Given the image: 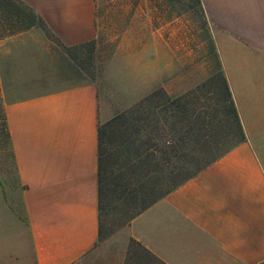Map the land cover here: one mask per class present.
I'll list each match as a JSON object with an SVG mask.
<instances>
[{
    "label": "crops",
    "instance_id": "crops-1",
    "mask_svg": "<svg viewBox=\"0 0 264 264\" xmlns=\"http://www.w3.org/2000/svg\"><path fill=\"white\" fill-rule=\"evenodd\" d=\"M19 1L44 27L0 35L4 147L16 184L0 171V264H19L24 247L30 264H86L99 240L97 126L112 113L91 80L44 85L53 49L96 37V3ZM199 1L243 140L134 215L100 264H125L130 240L163 264L264 260V0ZM145 28L151 53L135 64L153 82L171 62L157 61L155 31Z\"/></svg>",
    "mask_w": 264,
    "mask_h": 264
},
{
    "label": "rangeland",
    "instance_id": "rangeland-1",
    "mask_svg": "<svg viewBox=\"0 0 264 264\" xmlns=\"http://www.w3.org/2000/svg\"><path fill=\"white\" fill-rule=\"evenodd\" d=\"M95 3L96 46L91 57L85 48L72 51L53 49L51 62H46L45 67L50 68L52 77H46L45 88L91 80L99 89L102 105L112 115H128L146 94L156 88H162L169 97L177 96L199 85L214 71L209 26L206 20L202 22L195 7L186 6L185 0H95ZM0 18H5L13 27L20 24L1 6ZM146 24L155 31L157 61L165 56L164 59L171 62L163 73L157 72L153 82L147 80V66L140 69L135 64L137 59L146 58L151 53L148 48L152 47V39L147 37ZM135 43L143 46L140 54L135 50ZM209 85L204 86V96L200 93L199 100L202 104L205 101L206 105H214L213 109L206 110L219 120L215 130H227L228 122L224 121L223 110L219 107L218 93ZM114 136L111 143L104 140L102 147L119 152L118 161L121 163L130 153L128 139L126 141L122 127H118ZM4 138L0 100V171L6 179L4 184L14 189L16 184ZM120 170L126 172L125 177H130L131 186L135 187V175H129L123 165ZM118 197V193L114 196L106 193L102 199L99 240L95 249L82 260L86 264H100L101 259L114 256V250L122 245V233L128 223L124 212L127 206ZM19 256V264H30L29 248L24 247ZM127 258L125 264H144L146 259L141 254L135 257L133 245L128 248Z\"/></svg>",
    "mask_w": 264,
    "mask_h": 264
},
{
    "label": "trees",
    "instance_id": "trees-1",
    "mask_svg": "<svg viewBox=\"0 0 264 264\" xmlns=\"http://www.w3.org/2000/svg\"><path fill=\"white\" fill-rule=\"evenodd\" d=\"M185 2L186 6L191 5L196 8L199 17L205 23L200 1L185 0ZM0 6L7 9L15 16L16 21L20 22L19 26L13 27L11 23H6L5 18L3 20L0 18V35L19 31L31 25L44 27L41 19L19 0H0ZM210 45L215 69L206 80L193 89L173 97L167 96L164 90L158 87L146 94L130 114H114L97 126L96 182L99 234V218L103 211L102 199L106 197V193L113 196L115 193L119 194L118 198L127 206L124 212L129 221L235 143L243 140L226 80L212 42ZM95 46L96 39L92 38L62 47L69 51L85 48L91 57ZM209 83L210 89L213 88L218 93L219 107L223 110L224 121L228 122L227 130H215L219 120L208 114L206 110V108L213 109L214 105H206L205 101L202 104L199 100L198 96L200 93L204 94L202 90ZM1 119L6 138L2 114ZM118 127H122L130 147L126 161L121 163L118 161L119 152H110L102 147L104 140L113 142ZM231 128H233L232 133ZM121 165L129 170V175H135V187L131 186L133 181L130 177H125L126 172L120 170ZM115 166L118 167L113 170ZM131 245L135 247V257L137 254L147 257L145 264H163L137 242L130 240L129 247ZM253 264H264V260Z\"/></svg>",
    "mask_w": 264,
    "mask_h": 264
}]
</instances>
